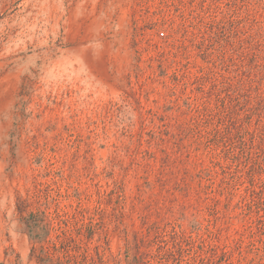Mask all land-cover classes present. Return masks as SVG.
I'll return each instance as SVG.
<instances>
[{"label":"rangeland","instance_id":"374dc122","mask_svg":"<svg viewBox=\"0 0 264 264\" xmlns=\"http://www.w3.org/2000/svg\"><path fill=\"white\" fill-rule=\"evenodd\" d=\"M55 261L264 264V0H0V264Z\"/></svg>","mask_w":264,"mask_h":264},{"label":"trees","instance_id":"16d2710c","mask_svg":"<svg viewBox=\"0 0 264 264\" xmlns=\"http://www.w3.org/2000/svg\"><path fill=\"white\" fill-rule=\"evenodd\" d=\"M26 207L27 205L25 200L18 201V212L21 215L19 219L21 228L27 233L31 240H35L37 242L45 240L51 230L50 223L45 221L43 213L31 211L22 216L24 208ZM55 263L61 264L57 261H55Z\"/></svg>","mask_w":264,"mask_h":264}]
</instances>
